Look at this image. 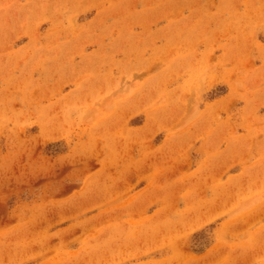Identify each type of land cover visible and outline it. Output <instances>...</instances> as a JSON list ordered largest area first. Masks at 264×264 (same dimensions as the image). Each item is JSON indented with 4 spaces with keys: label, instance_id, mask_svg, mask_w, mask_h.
I'll return each instance as SVG.
<instances>
[{
    "label": "rangeland",
    "instance_id": "374dc122",
    "mask_svg": "<svg viewBox=\"0 0 264 264\" xmlns=\"http://www.w3.org/2000/svg\"><path fill=\"white\" fill-rule=\"evenodd\" d=\"M0 264H264V0H0Z\"/></svg>",
    "mask_w": 264,
    "mask_h": 264
}]
</instances>
